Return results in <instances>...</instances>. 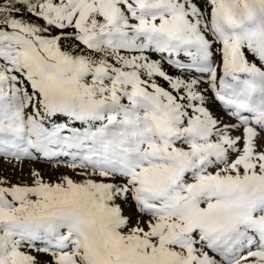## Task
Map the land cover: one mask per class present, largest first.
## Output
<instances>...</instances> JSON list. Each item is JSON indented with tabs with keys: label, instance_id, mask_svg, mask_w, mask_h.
Returning <instances> with one entry per match:
<instances>
[{
	"label": "snow or ice",
	"instance_id": "6c2138e0",
	"mask_svg": "<svg viewBox=\"0 0 264 264\" xmlns=\"http://www.w3.org/2000/svg\"><path fill=\"white\" fill-rule=\"evenodd\" d=\"M0 264H264V0H0Z\"/></svg>",
	"mask_w": 264,
	"mask_h": 264
}]
</instances>
